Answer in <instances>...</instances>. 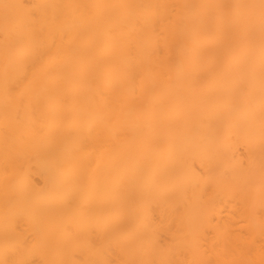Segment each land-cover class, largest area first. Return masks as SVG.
<instances>
[{"label":"bare ground","instance_id":"1","mask_svg":"<svg viewBox=\"0 0 264 264\" xmlns=\"http://www.w3.org/2000/svg\"><path fill=\"white\" fill-rule=\"evenodd\" d=\"M0 264H264V0H0Z\"/></svg>","mask_w":264,"mask_h":264}]
</instances>
